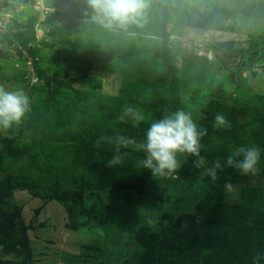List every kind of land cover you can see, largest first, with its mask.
I'll use <instances>...</instances> for the list:
<instances>
[{"label": "rangeland", "instance_id": "obj_1", "mask_svg": "<svg viewBox=\"0 0 264 264\" xmlns=\"http://www.w3.org/2000/svg\"><path fill=\"white\" fill-rule=\"evenodd\" d=\"M95 15L87 0H0V83L31 102L0 129V264H237L239 239L254 264L264 257V0H148L141 26L127 28ZM29 27L26 49L13 36ZM243 50L260 54L231 71L215 57L237 63ZM126 105L144 120L120 122ZM177 108L207 129L206 167L258 146V171L236 169L241 180L217 181L220 195L208 196L194 156L178 155L173 176L140 168L145 139L128 147L131 169L125 157L108 166L116 146H97L101 137L136 141ZM217 113L230 128L213 126ZM233 205L252 213L222 237L219 216ZM183 216L189 226L176 225Z\"/></svg>", "mask_w": 264, "mask_h": 264}, {"label": "clouds", "instance_id": "obj_2", "mask_svg": "<svg viewBox=\"0 0 264 264\" xmlns=\"http://www.w3.org/2000/svg\"><path fill=\"white\" fill-rule=\"evenodd\" d=\"M147 4L148 0H87V5L96 14L94 19L105 28H127L133 24L141 26L140 20ZM30 111V98L23 88H9L4 83H0V129L7 130L13 125H19ZM126 117L134 124L144 120L143 114L132 105H126L118 119L120 122H125ZM213 126L230 128L231 124L224 113H217ZM205 135L207 129L198 125L192 112L177 108L154 120L147 128L145 140L140 144L145 156L139 161V166L150 170L154 177L173 176L182 167L178 155H191L197 158L193 162L194 166L204 168L203 175L215 182L218 179L217 171L222 170L224 165L216 159L211 167H206L207 161L200 155L201 139ZM103 140L114 142L116 146L117 154L108 161L109 167L122 163L126 153H120L121 148L136 144L132 138L117 135L114 138L101 137L97 141V146ZM260 155L261 149L258 146H240L232 151L225 163L238 169L242 174H255L258 171ZM225 188L231 191L232 186L226 183ZM262 258L264 257L257 253L254 264H258Z\"/></svg>", "mask_w": 264, "mask_h": 264}, {"label": "trees", "instance_id": "obj_3", "mask_svg": "<svg viewBox=\"0 0 264 264\" xmlns=\"http://www.w3.org/2000/svg\"><path fill=\"white\" fill-rule=\"evenodd\" d=\"M31 35H34V30L29 27V28H26V30H23L22 32H18L16 34H14L13 36V40H15L17 43H19L21 46H23L24 48L27 49V37H31ZM66 33H57V32H49V36L53 39V41L55 42H64V41H67V37H66ZM246 51V50H245ZM244 50L241 51L240 53H243L245 52ZM260 54V53H259ZM216 60L217 62L219 63L220 67L223 69V70H233L235 68H237L238 66H235V65H232L230 64V62H227V59H222V56H221V53L220 52H217L216 54ZM238 60V59H237ZM170 61V60H169ZM171 62V61H170ZM172 63V62H171ZM232 63H235L232 62ZM171 67H172V70H171V74H169L172 78H174L176 76V69H175V66L173 64H171ZM262 132V129L260 128H257L255 129V134L259 135L261 134ZM255 136V135H254ZM257 136H255L254 138H256ZM136 139V143H140V141H143L145 139V136L144 134L138 136L135 138ZM264 145V140L262 139L261 140ZM260 141V142H261ZM208 150V143L205 144L202 143V148H201V152L200 153H205V151ZM121 153H126V155L124 156L125 157V160H126V165L128 167V169H131V164H132V158L131 156L133 154H136V152L126 148V149H121L120 150ZM114 155V154H113ZM227 158V157H226ZM226 158H225V155L224 157L222 158L221 160V164L224 165L223 169L222 170H219L217 171V176H218V179L213 182L209 177H205V180L207 182V191H206V194L208 196L210 195H220L215 188H216V185H217V181H220V180H230V181H239L241 180L243 177H240L237 172H235V168L233 167H230V166H227L226 165ZM117 168V166L115 167V169ZM118 169V168H117ZM130 174H135V172H130L128 171ZM230 208H227L226 211H224L223 213L220 214L219 216V225L222 229V231L224 230V235L222 237H231L232 236V233H235L239 230V227L242 226L243 224V220H238L239 218L237 217H240V215H243L244 217H246L249 213H252L251 211L248 210V208H246L245 206H241V205H236V206H230ZM248 212V213H247ZM245 213V214H244ZM247 213V214H246ZM236 220V221H235ZM189 222H191L186 216H183V218H180V220L176 223L177 226H181V227H184V225L186 226H189ZM192 224V223H190ZM204 226V224H203ZM202 226V224L200 225V227H198V229H203L204 230V227ZM178 233V232H177ZM200 234V232H198ZM199 238H203L204 235H199L198 236ZM223 238H221L222 240ZM242 240L243 239H239V241L237 240L236 242L232 243L230 245V247H234L233 248V253L236 255V259H237V264H252V258L251 256H249L247 253H246V250L248 248L249 250V247H245V249L243 250V246H242ZM239 242V244H238ZM213 245H215V243H213ZM236 251V252H235Z\"/></svg>", "mask_w": 264, "mask_h": 264}, {"label": "flooded vegetation", "instance_id": "obj_4", "mask_svg": "<svg viewBox=\"0 0 264 264\" xmlns=\"http://www.w3.org/2000/svg\"><path fill=\"white\" fill-rule=\"evenodd\" d=\"M259 51H245V52H243V56H242V58H241V63H245L246 61H248V59H249V56H258L259 55ZM240 54L241 53H239V55H238V57H237V59H239V57H240ZM234 60H236V59H234ZM233 60V61H234ZM232 61V60H231Z\"/></svg>", "mask_w": 264, "mask_h": 264}, {"label": "water", "instance_id": "obj_5", "mask_svg": "<svg viewBox=\"0 0 264 264\" xmlns=\"http://www.w3.org/2000/svg\"><path fill=\"white\" fill-rule=\"evenodd\" d=\"M242 56H243V53L240 54V57H239L237 63H232L230 59H227V62H230V64H232V65L238 66V65L242 64L241 61H240L241 58H242ZM234 61H235V60H234ZM234 61H233V62H234Z\"/></svg>", "mask_w": 264, "mask_h": 264}]
</instances>
